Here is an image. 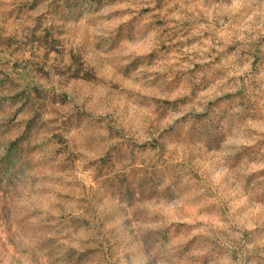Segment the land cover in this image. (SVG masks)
Masks as SVG:
<instances>
[{"label": "clouds", "instance_id": "1", "mask_svg": "<svg viewBox=\"0 0 264 264\" xmlns=\"http://www.w3.org/2000/svg\"><path fill=\"white\" fill-rule=\"evenodd\" d=\"M89 2L65 20L63 0H0V159L17 156L15 179L0 187V264H128L126 254L131 264H264V175L248 184L264 173V71L252 74L249 55L264 40V0ZM156 19L201 21L177 39L202 40L133 68L171 35ZM194 63L212 65L206 86L152 83ZM164 101L184 102L164 111ZM210 106L219 140L190 142ZM161 138L162 159L150 147ZM245 149L257 159L236 162ZM153 164L159 182L133 184L130 202L106 185L134 171L139 181Z\"/></svg>", "mask_w": 264, "mask_h": 264}, {"label": "rangeland", "instance_id": "2", "mask_svg": "<svg viewBox=\"0 0 264 264\" xmlns=\"http://www.w3.org/2000/svg\"><path fill=\"white\" fill-rule=\"evenodd\" d=\"M93 2H97L98 0H93ZM172 0H155L156 9H162L166 3H171ZM85 10H91V3L89 0H63V6L57 5V12L60 14L61 18L67 19H79L80 16L83 14ZM153 11L151 8H145L141 10V14H145L148 12ZM201 21H184L182 24L178 23L175 29L167 27L169 23H177L174 21H169L167 19H156L155 26L158 28L163 29L162 34L171 33L170 36L167 37V41H161L160 47L158 51H154L147 59L138 58L137 61L131 67H136L141 63L152 64L153 61L158 59L167 57L169 53L176 51L179 52L184 48L191 47L194 44H199L202 40L201 36H191L187 40L184 39H177V37L181 36H188L189 32L193 30L195 24ZM135 24V20L130 22L129 25L124 26L121 30V36L125 35L124 28H126V34L130 37L132 33V26ZM50 34V33H49ZM208 33H204L203 38H206ZM58 43L57 41H53V44ZM261 45H264V40L260 41L258 44L254 45V51L249 53L253 57V65H252V74L259 75L261 71H264V52H261ZM55 50V49H53ZM234 47H230L228 49L229 52L234 51ZM214 51V50H213ZM188 55L193 56L195 59H199L198 53H189ZM205 55H208L207 53ZM188 56L185 55L183 60H187ZM212 67L211 64H201V63H194L193 67L186 70V71H179L175 73L174 79L172 81H168L167 77L170 74L169 72L165 73H152L155 79L152 81L153 84H157L160 82H164V87L166 89H174L178 87L185 78H187L188 83L193 84L194 88H200L202 86H206L209 82V76L207 75L206 70H210ZM205 73L204 75L200 76V84H196V78L198 74ZM149 75V74H146ZM217 75L213 73V77ZM243 79V78H242ZM240 96L241 104L246 108L248 112H251L256 109V104L252 101L250 97L244 96L243 94H237ZM187 98H185L186 100ZM228 101H233L236 99V96L229 94L228 96L224 97ZM184 101H176L174 103L164 101L160 102V107L167 111L169 107H175L176 103H182ZM183 120H187V117L182 118ZM222 119V117H220ZM195 124L193 128L190 130L189 133V140L190 142H197L200 139H207L210 143H215L219 140V120L216 119L215 114L212 112L211 106L209 109L202 115V116H195L194 117ZM216 120L215 123L213 121ZM206 121V122H205ZM199 125V127H197ZM264 143V142H261ZM152 149L159 148L160 149V156L161 159L163 158L164 152V144L161 141L155 142L150 146ZM116 158L123 159L125 158L121 149L117 147L115 149ZM247 159L249 162L255 161L257 159V153L254 152L252 149H245L243 152L238 153L237 156L234 158L236 162H240L241 160ZM135 161V157L133 156V162ZM17 163V156L16 153H10L9 155L0 159V187L5 186V184H12L13 180L15 179V174L13 169L15 168ZM143 176L136 180L137 173L134 171L132 176L126 175H117L112 177L110 180L106 181V185L109 190L112 191L113 195L120 194L123 199H127L129 202L133 199V184H137L142 190L152 191L155 185L159 182L161 173L156 168V165H150L149 167L142 170ZM259 175H264V173L253 174L248 178V184H251L253 180L257 178ZM259 186V182L257 184ZM73 224L77 223H84L86 224L87 221H79L76 218H73L71 221ZM128 224V221H125V225ZM147 243V241H146ZM84 259L82 255L77 260V264H80V261ZM124 259L128 261V264H131L130 256L126 254Z\"/></svg>", "mask_w": 264, "mask_h": 264}]
</instances>
